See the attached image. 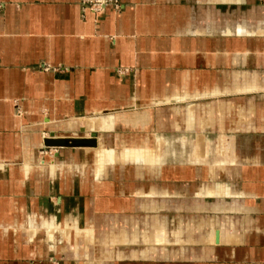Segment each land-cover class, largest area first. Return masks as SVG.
<instances>
[{
    "label": "crops",
    "instance_id": "0c3cea01",
    "mask_svg": "<svg viewBox=\"0 0 264 264\" xmlns=\"http://www.w3.org/2000/svg\"><path fill=\"white\" fill-rule=\"evenodd\" d=\"M88 1L0 0V264H264V0Z\"/></svg>",
    "mask_w": 264,
    "mask_h": 264
},
{
    "label": "water",
    "instance_id": "95a60500",
    "mask_svg": "<svg viewBox=\"0 0 264 264\" xmlns=\"http://www.w3.org/2000/svg\"><path fill=\"white\" fill-rule=\"evenodd\" d=\"M113 5V4H112ZM54 132H51L48 137L43 138V146L48 147H75V146H93L94 140H83L73 138H54ZM95 133L90 134L91 138L95 137ZM53 137V138H52ZM215 242H218V232L215 233Z\"/></svg>",
    "mask_w": 264,
    "mask_h": 264
},
{
    "label": "built area",
    "instance_id": "2783aa9c",
    "mask_svg": "<svg viewBox=\"0 0 264 264\" xmlns=\"http://www.w3.org/2000/svg\"><path fill=\"white\" fill-rule=\"evenodd\" d=\"M89 3L92 4V6H94L95 9L97 10H100L101 8H99V5L101 4L100 1H94V0H91V1H88ZM106 3H111L113 4L115 7H119V2L118 0H105Z\"/></svg>",
    "mask_w": 264,
    "mask_h": 264
},
{
    "label": "bare ground",
    "instance_id": "6f19581e",
    "mask_svg": "<svg viewBox=\"0 0 264 264\" xmlns=\"http://www.w3.org/2000/svg\"><path fill=\"white\" fill-rule=\"evenodd\" d=\"M94 1H100L101 4L99 5V8L103 9L105 8L107 5H110L111 3H106L105 0H94ZM112 5V4H111ZM94 10H97L94 8Z\"/></svg>",
    "mask_w": 264,
    "mask_h": 264
}]
</instances>
